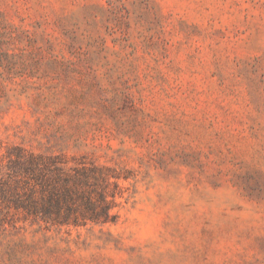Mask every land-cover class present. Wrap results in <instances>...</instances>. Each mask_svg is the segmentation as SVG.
Wrapping results in <instances>:
<instances>
[{
	"label": "rangeland",
	"instance_id": "1",
	"mask_svg": "<svg viewBox=\"0 0 264 264\" xmlns=\"http://www.w3.org/2000/svg\"><path fill=\"white\" fill-rule=\"evenodd\" d=\"M86 156L115 221L0 228V264H264V0H0V158Z\"/></svg>",
	"mask_w": 264,
	"mask_h": 264
},
{
	"label": "trees",
	"instance_id": "2",
	"mask_svg": "<svg viewBox=\"0 0 264 264\" xmlns=\"http://www.w3.org/2000/svg\"><path fill=\"white\" fill-rule=\"evenodd\" d=\"M86 156L13 145L0 158V228L20 219L42 227L115 221L117 186Z\"/></svg>",
	"mask_w": 264,
	"mask_h": 264
}]
</instances>
